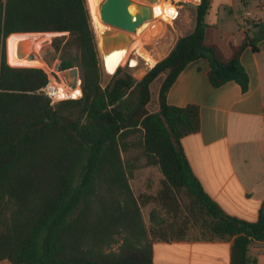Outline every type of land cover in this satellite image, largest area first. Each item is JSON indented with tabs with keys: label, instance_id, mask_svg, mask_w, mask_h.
Returning a JSON list of instances; mask_svg holds the SVG:
<instances>
[{
	"label": "trees",
	"instance_id": "1",
	"mask_svg": "<svg viewBox=\"0 0 264 264\" xmlns=\"http://www.w3.org/2000/svg\"><path fill=\"white\" fill-rule=\"evenodd\" d=\"M210 8L211 0L201 1L193 31L142 80L118 68L102 86L87 0H0L1 261L153 264L154 242L187 240L196 222L201 240H232L230 264H257L251 247L264 242V210L249 222L227 214L205 193L181 146L184 137L200 131L199 107L167 103L178 75L198 59L209 63L213 87L234 81L243 92L249 88L241 64L247 43L227 58L205 41ZM18 33L57 35L51 45L59 69L78 67L80 99L51 105L41 92L47 82L42 69L8 63L6 41ZM162 74L159 110L150 113V87ZM136 87L138 102L128 106ZM151 166L160 171L161 188L137 197L132 174ZM149 203L182 220L168 222L153 209L147 227L142 207Z\"/></svg>",
	"mask_w": 264,
	"mask_h": 264
},
{
	"label": "crops",
	"instance_id": "2",
	"mask_svg": "<svg viewBox=\"0 0 264 264\" xmlns=\"http://www.w3.org/2000/svg\"><path fill=\"white\" fill-rule=\"evenodd\" d=\"M206 23V43L218 46L227 58L234 47L247 43L241 64L249 88L243 92L234 81L213 87L209 63L198 59L178 75L167 103L199 107L200 131L181 140L191 169L227 214L254 222L264 210V0H211ZM158 96L159 91L150 113L159 110ZM144 169L152 173L158 167ZM231 246L232 240L156 241L153 264H230ZM251 250L257 264H264V242H255Z\"/></svg>",
	"mask_w": 264,
	"mask_h": 264
},
{
	"label": "rangeland",
	"instance_id": "3",
	"mask_svg": "<svg viewBox=\"0 0 264 264\" xmlns=\"http://www.w3.org/2000/svg\"><path fill=\"white\" fill-rule=\"evenodd\" d=\"M133 2L140 4V5H145L148 6L149 3H151V0H132ZM90 11V10H89ZM196 19H195V8L194 7H186L182 12L179 17V19L170 25L162 26V33L156 35L155 37H148L144 31L141 32V29L138 27V32L139 34L134 33H129L131 42L126 46L128 50H131V47H133V44H142L144 51H147L150 55L154 56L155 58H150L148 55L145 56V58H141L136 56L134 53H132L129 56V59L127 63L124 66H121V74H130L133 76V78L138 82L139 78L138 76H141L144 71H149L151 67H149L147 64L149 62H154L155 64L158 63L159 61L163 60L169 52L172 50L174 45L176 44L177 40L183 36H186L189 34L190 29L192 28L193 25H195ZM143 25V24H142ZM141 25V26H142ZM40 34V33H39ZM42 37L44 38H49V41L47 42L46 45H49V48L42 52L40 54L41 59L45 62V68L48 69H53L54 72L57 73L58 77L65 83V81L68 80V76L66 71L67 70H56V65L57 62H60L58 59V55L54 52L51 42L53 38L56 36V34H41ZM40 36L38 42L42 39ZM9 39V38H8ZM8 39L6 41L7 45V59L8 63L11 66H17V67H32V68H38L41 69L42 65H32V66H20V65H14L10 61V55H9V47H8ZM35 40V39H34ZM37 42V43H38ZM99 47V46H98ZM38 51V50H37ZM39 52V51H38ZM99 54H100V65L102 68V86H106L108 82L110 81L111 77L115 74H107L104 70V62L102 58L103 52L99 48ZM136 60L138 63H131V60ZM130 63V64H129ZM60 66V65H59ZM78 68V67H77ZM165 75L162 74L160 75L152 84L150 87L151 90V100L147 106L149 111L154 110V104H155V98L157 95V92L160 89V85L164 79ZM57 78V77H56ZM57 80H59L57 78ZM72 80V78H70ZM138 96H139V88L136 87L132 89L127 97V105L128 106H134L138 102ZM142 163V162H141ZM139 165V164H138ZM146 167H139L137 168L130 179V185L134 191V194L138 197L140 194L147 193V194H156L157 191L161 188V175L158 169L155 171H152V173H148L147 170H141ZM153 209H158L160 211V214L167 219L168 222H180L182 219L181 218H175L172 216H167L165 212L158 207L154 203H149L148 205L142 207V212H143V218L146 223L147 227L151 226L150 223V212ZM203 232L200 228V225L196 222H192L189 225V229L186 233V238L188 240H200L203 238ZM206 240V239H205ZM117 247L115 246L114 249Z\"/></svg>",
	"mask_w": 264,
	"mask_h": 264
},
{
	"label": "water",
	"instance_id": "4",
	"mask_svg": "<svg viewBox=\"0 0 264 264\" xmlns=\"http://www.w3.org/2000/svg\"><path fill=\"white\" fill-rule=\"evenodd\" d=\"M152 3L157 0H151ZM131 8L133 9L131 11ZM100 15L103 23L114 29L102 36L103 53L107 54L113 50L126 48L131 42L129 33L136 32L137 28L143 23L151 19V9L149 6L140 5L132 0H104L100 6ZM135 18V20H133ZM26 34V33H18ZM57 36V35H56ZM27 41L20 40L16 46V55L18 58L25 56ZM35 54L28 55L29 60H33ZM60 62H57L56 70H58ZM150 71V70H149ZM149 71H144L138 76L139 81L142 80ZM68 80L67 84L74 87L78 80L80 81V71L77 67H73L66 71ZM72 78V80H70Z\"/></svg>",
	"mask_w": 264,
	"mask_h": 264
},
{
	"label": "bare ground",
	"instance_id": "5",
	"mask_svg": "<svg viewBox=\"0 0 264 264\" xmlns=\"http://www.w3.org/2000/svg\"><path fill=\"white\" fill-rule=\"evenodd\" d=\"M88 6L90 10V14L92 17V22L94 26V30L97 36L98 46L100 50L103 52L102 49V36L105 35L107 32H112L114 29H111L107 25H105L101 19L100 15V6L104 0H87ZM133 9L131 8V11ZM141 29V32L145 28V24L139 27ZM136 34H139L138 29ZM50 35V34H49ZM41 34H13L8 39V47H9V55H10V61L14 65H20V66H32V65H42V67L45 66V62L41 59L40 54L44 51H46L49 48V45H46L49 41V38H43L38 42ZM52 36V35H50ZM35 39V40H34ZM20 40H26L27 41V48L25 52V56L23 58H18L16 55V46L17 43ZM38 42V43H37ZM39 52H38V51ZM134 53L136 56L145 58V56H149L150 58H155L154 56L147 53V51H144L142 44H133V47H131V50L128 48H121L113 50L107 54H102L103 62H104V70L107 74L111 75L114 74V72L121 66H124L129 56ZM35 54L36 57L33 60L28 59V55ZM156 59V58H155ZM131 63H138L136 60H131ZM149 67H154L156 64L154 62H149L147 64ZM151 67V68H152Z\"/></svg>",
	"mask_w": 264,
	"mask_h": 264
},
{
	"label": "built area",
	"instance_id": "6",
	"mask_svg": "<svg viewBox=\"0 0 264 264\" xmlns=\"http://www.w3.org/2000/svg\"><path fill=\"white\" fill-rule=\"evenodd\" d=\"M202 0H157L155 3H149L151 9V19L146 21L144 32L148 37H155L162 33V26L174 24L180 17L181 12L186 7L196 8ZM135 20V18L133 19ZM247 15L241 18L245 23ZM47 75V82L41 89V92L50 99V104L55 105L68 100H78L82 97L81 82L78 80L74 87H71L58 77L53 69L41 67ZM59 80H57V78Z\"/></svg>",
	"mask_w": 264,
	"mask_h": 264
},
{
	"label": "flooded vegetation",
	"instance_id": "7",
	"mask_svg": "<svg viewBox=\"0 0 264 264\" xmlns=\"http://www.w3.org/2000/svg\"><path fill=\"white\" fill-rule=\"evenodd\" d=\"M130 64V63H129Z\"/></svg>",
	"mask_w": 264,
	"mask_h": 264
}]
</instances>
